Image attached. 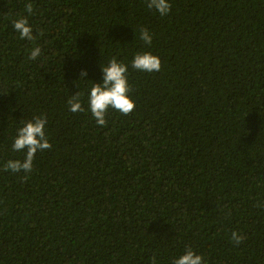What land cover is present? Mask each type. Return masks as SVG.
<instances>
[{
  "label": "trees",
  "instance_id": "1",
  "mask_svg": "<svg viewBox=\"0 0 264 264\" xmlns=\"http://www.w3.org/2000/svg\"><path fill=\"white\" fill-rule=\"evenodd\" d=\"M170 3L161 17L146 0H0V264H171L188 247L264 264V0ZM23 16L34 40L12 26ZM145 51L160 71L131 67ZM113 57L135 109L101 127L88 93ZM41 114L52 147L6 171L21 121Z\"/></svg>",
  "mask_w": 264,
  "mask_h": 264
},
{
  "label": "clouds",
  "instance_id": "2",
  "mask_svg": "<svg viewBox=\"0 0 264 264\" xmlns=\"http://www.w3.org/2000/svg\"><path fill=\"white\" fill-rule=\"evenodd\" d=\"M146 6L149 9H154L161 17L166 16L171 10L170 0H146ZM25 10L31 15L32 4L27 3ZM12 26L19 33L21 39H35L27 16L14 20ZM139 38L144 44L150 45L153 36L146 27H140ZM40 54V47H35L31 49L28 58L35 60ZM131 67L141 72H158L161 69V61L157 55L151 52H138L131 61ZM101 71L103 73L102 83H93L88 93V111L95 119L96 124L103 127L106 124V114L109 108L120 112L122 115H128L135 109V102L129 96L131 88L128 83L127 64L113 57L106 66L101 67ZM86 75V70H81V79ZM67 103L69 110L73 113L85 111L81 103V93L78 91L70 96ZM21 124L22 126L17 128L12 150L24 153L23 159L8 160L4 166L6 171L11 170L12 173L32 172L33 161L37 152L52 147L46 134V115L34 116L31 120L21 121ZM244 239L245 237L236 231L231 233V240L236 245H239ZM152 264H157L155 256L152 257ZM171 264H206V261L202 255L188 247L182 255L173 259Z\"/></svg>",
  "mask_w": 264,
  "mask_h": 264
}]
</instances>
